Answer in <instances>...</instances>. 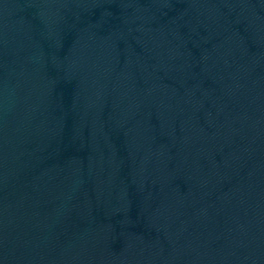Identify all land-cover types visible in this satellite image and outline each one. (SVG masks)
<instances>
[{
  "label": "water",
  "instance_id": "obj_1",
  "mask_svg": "<svg viewBox=\"0 0 264 264\" xmlns=\"http://www.w3.org/2000/svg\"><path fill=\"white\" fill-rule=\"evenodd\" d=\"M0 264H264V0H0Z\"/></svg>",
  "mask_w": 264,
  "mask_h": 264
}]
</instances>
